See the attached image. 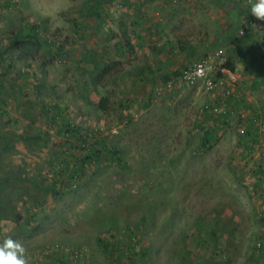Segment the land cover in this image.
<instances>
[{
	"label": "rangeland",
	"instance_id": "374dc122",
	"mask_svg": "<svg viewBox=\"0 0 264 264\" xmlns=\"http://www.w3.org/2000/svg\"><path fill=\"white\" fill-rule=\"evenodd\" d=\"M253 2L0 0V242L19 241L27 264H264ZM220 47L239 88L156 95Z\"/></svg>",
	"mask_w": 264,
	"mask_h": 264
},
{
	"label": "built area",
	"instance_id": "2783aa9c",
	"mask_svg": "<svg viewBox=\"0 0 264 264\" xmlns=\"http://www.w3.org/2000/svg\"><path fill=\"white\" fill-rule=\"evenodd\" d=\"M177 2L178 0H173ZM159 18L161 14L156 13ZM228 58L226 56V51L224 48H218L214 52H210L205 57H202L195 61L192 65L181 68L179 73L172 76L171 79L165 81L163 84L156 86L155 92L157 96H162L164 92H175L179 90H184L188 87L193 86L200 80H204L207 88L213 92L219 91L224 84H230L228 81L233 83V86L239 88L240 80L238 74L228 68ZM217 71L219 74V79L215 80L210 77L212 71ZM227 76L228 79L225 77ZM226 96L230 97L233 95L232 88L226 90ZM209 110L215 114H223L224 111L222 106L218 103L210 104L208 106ZM264 124V116L261 119ZM262 244L259 243V247Z\"/></svg>",
	"mask_w": 264,
	"mask_h": 264
},
{
	"label": "clouds",
	"instance_id": "9594fccd",
	"mask_svg": "<svg viewBox=\"0 0 264 264\" xmlns=\"http://www.w3.org/2000/svg\"><path fill=\"white\" fill-rule=\"evenodd\" d=\"M250 12L257 19L264 20V0H254ZM0 264H27L24 246L11 236L0 242Z\"/></svg>",
	"mask_w": 264,
	"mask_h": 264
},
{
	"label": "trees",
	"instance_id": "16d2710c",
	"mask_svg": "<svg viewBox=\"0 0 264 264\" xmlns=\"http://www.w3.org/2000/svg\"><path fill=\"white\" fill-rule=\"evenodd\" d=\"M26 39H35V35L34 36H31V35H28V36H26L25 37ZM20 42H17V46H21V44H19ZM227 66H228V68H230L231 70H233V71H235V66H234V64L233 63H231L230 61H228V63H227ZM178 73H179V71H178ZM178 73H176L175 75H177ZM175 75H173V76H175ZM172 78V76L170 77V78H168L167 80H169V79H171ZM166 80V81H167ZM54 121H56V118H54L53 119ZM62 128V126H60V129ZM61 131V130H60ZM65 133V135L66 136H69V135H72V136H74L75 134L77 135V132L75 131V130H73V129H71L70 128V125H67V127H66V131L64 132ZM213 136H214V134H213V132H207V134H206V136H205V138H204V140H203V145H204V147H206V148H209L210 146H211V144H212V142H213ZM100 152V151H99ZM97 152H94V149L93 148H89V152L84 156V158H83V161H89V160H93V159H95L96 157H97ZM77 175V174H76ZM101 242H103V240H101ZM109 245L106 243V245L103 247V250H104V252L105 253H107V254H109L110 253V250H109V247H108Z\"/></svg>",
	"mask_w": 264,
	"mask_h": 264
},
{
	"label": "crops",
	"instance_id": "0c3cea01",
	"mask_svg": "<svg viewBox=\"0 0 264 264\" xmlns=\"http://www.w3.org/2000/svg\"><path fill=\"white\" fill-rule=\"evenodd\" d=\"M142 20H144L143 18H142ZM142 20H140L141 22H142ZM144 23V22H143ZM140 26H142L141 24H139ZM139 34H138V37L140 38L139 39V41L141 42L142 41V39H144L145 37H146V31H145V29H144V27L142 26V29L140 30V32H138ZM165 82V81H164ZM163 82V83H164ZM162 83V84H163ZM180 91V90H179ZM176 92H178V91H175V92H164V94L162 95V97L164 96H166V97H170L171 95H173L174 93H176ZM222 115V114H221ZM223 118V117H222ZM221 118V119H222Z\"/></svg>",
	"mask_w": 264,
	"mask_h": 264
}]
</instances>
